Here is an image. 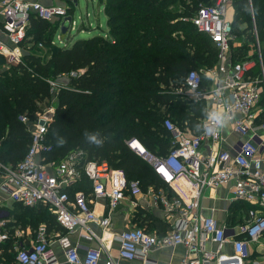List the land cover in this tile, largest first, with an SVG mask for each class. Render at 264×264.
<instances>
[{
  "label": "built area",
  "instance_id": "2783aa9c",
  "mask_svg": "<svg viewBox=\"0 0 264 264\" xmlns=\"http://www.w3.org/2000/svg\"><path fill=\"white\" fill-rule=\"evenodd\" d=\"M233 1L213 0L210 5L198 6L189 20L196 32L207 35L214 44L217 65L209 72L214 81L209 91L201 89V77L193 70L185 74L184 83L187 89L185 98L204 101L213 107L224 104L221 94L225 92L226 102L234 114L232 131L241 138L232 146L233 154L220 149L213 152V146L221 141L220 131L215 135L201 132L192 135L166 118L162 126L171 144L167 155L155 156L134 139L127 142L128 148L174 191L171 197L159 193L151 201L154 207L160 205L166 216H175L178 222L161 238L139 228L120 233L114 240L119 246L118 258L121 260L151 264L148 259L150 252L181 246L185 255L179 264H264V261L256 260L246 262L247 245L256 243L264 234V120L253 124L259 103L264 111V69L258 48L256 62L230 63L228 43L232 35L227 11ZM68 16L67 10L59 6L0 0L3 34L0 56L22 63V43L31 17L51 21ZM253 34L255 38V32ZM255 66L257 73L254 75L252 70ZM69 76L74 78L78 75L72 72ZM49 84L51 91L60 88L54 82ZM42 117L39 115L32 124L31 143L23 159L13 168L0 163V172L4 174L0 190L16 204L27 208L42 206L54 216L58 227L64 231L56 243L66 263L114 264L112 260L103 258L99 249H89L80 257L69 233L84 230L86 235L81 237L97 240L89 226L107 228L109 219L95 214L91 208L92 201L106 200L109 213L124 202L136 208L138 203L134 198L139 193L138 183L128 182L122 170L112 169L106 161L84 160L81 151L69 154L58 163H45L41 152L47 149L43 139L50 122L44 121L41 125ZM19 120L26 122L24 117ZM205 142L206 146L203 145ZM81 177L90 183V194L79 191L70 197L68 188ZM229 184L233 200L245 204L247 210L244 222L230 229L239 237L230 241L232 253L225 255L220 252L228 242L227 230L218 227L213 219L200 216L198 203L205 190ZM11 241L16 264H59L51 253L45 226L38 229L34 240H26L21 234L11 232L7 220L0 219V245ZM207 242L214 244L215 252L205 250Z\"/></svg>",
  "mask_w": 264,
  "mask_h": 264
},
{
  "label": "trees",
  "instance_id": "16d2710c",
  "mask_svg": "<svg viewBox=\"0 0 264 264\" xmlns=\"http://www.w3.org/2000/svg\"><path fill=\"white\" fill-rule=\"evenodd\" d=\"M100 1L107 18L106 38L94 36L61 47L52 43L55 32L50 22L30 18L22 43L23 63L0 72V163L15 167L31 143L32 124L53 110L43 139L47 149L41 152L45 163L81 151L86 161H106L112 169L122 170L128 182L142 187L157 184L158 176L126 142L136 139L149 153L167 155L169 136L162 127L166 115L178 127L199 133L194 125L205 116L202 107L181 100L173 91L195 64L214 62L213 43L189 21L197 5L213 0ZM232 9L229 60L250 61L253 32L257 39L264 38V0H234ZM234 38H241V45H234ZM26 39L32 48L26 47ZM72 72L78 76L70 77ZM62 77L65 85L51 91L49 82ZM94 132L104 141L102 147L88 143L86 134ZM68 193L72 197L76 192ZM38 207L34 216L39 222L49 230H61L54 216Z\"/></svg>",
  "mask_w": 264,
  "mask_h": 264
},
{
  "label": "crops",
  "instance_id": "0c3cea01",
  "mask_svg": "<svg viewBox=\"0 0 264 264\" xmlns=\"http://www.w3.org/2000/svg\"><path fill=\"white\" fill-rule=\"evenodd\" d=\"M24 1L38 2L43 6L63 7L67 10L69 18H71L73 13L72 5L74 3L72 2V0H65V1L64 0H24ZM98 2L103 7L106 31L104 35H96V36H102L106 38L108 34V29L106 24L107 18L104 11V2L100 0H98ZM228 12H230V18L228 20H230V22L232 23V18H233L232 6L228 10ZM1 21L2 19L0 18V39L3 38V34L1 31L2 30ZM61 21L62 20L60 19H53L51 21H47L50 22L52 26H54L53 32H55L54 35L55 37L52 43L54 45L57 44L61 47H66L70 45L72 46V44L77 40L70 41V37H67L66 40L65 38H63V35L66 33L68 34L70 30L75 29L74 28L75 23L73 22V19H71V22L69 23L70 28L66 32L62 33L59 29V23ZM88 28H91L90 25H88ZM98 28H100V24H98ZM26 29L27 31L28 29H30V24L27 26ZM58 30L60 31V35L57 33ZM83 30H87V29L83 27L81 32H83ZM200 35H202L207 40H209L207 35L205 34L204 35L200 34ZM237 39L234 38L235 41L234 45H241L242 40L237 41ZM255 39L257 45L259 44L258 41H260L261 43L264 41V38L262 40L257 39L256 35H255ZM28 40H26V42ZM78 40H85V39H78ZM67 42H71V43L68 45ZM212 46L215 51L213 64L211 66L195 64L194 69H192L193 71L197 72L201 77V89L204 91H209L213 87V83H214L213 78L209 75L210 70H213L217 65L216 49L214 44H212ZM22 53H23V47H22ZM230 56H231V52H230ZM188 71H186V73ZM256 73H257V66H255V68H253L252 70V74L255 75ZM184 77H183L182 86L175 89L173 93L180 96L181 100L191 101L185 98V96L187 95V89L184 83ZM65 81L66 78L62 77L57 79V81H51V82H54L57 86H60L61 88L63 85H65ZM67 81H68V77H67ZM221 97H222V101L225 103L227 100V96L225 92H222ZM191 102L197 103L202 107L203 112L205 114L202 120L207 118L208 110H212L213 108V106L210 104L206 105L204 101H191ZM256 112H258V114L257 117L254 118L253 124H258L264 120L263 105L261 103H259L258 111ZM165 118H170V116L166 115ZM180 129L186 130L189 134L197 135L193 131L189 130L187 127ZM258 134L262 136L261 132H258ZM220 136H221V141L213 146L212 149L213 152L220 149V150H227L229 153L233 154L232 146L241 137L232 131L231 122L228 126L220 130ZM169 142H170V137H169ZM204 144L206 146L207 142L203 143V145ZM202 151L203 153H206L205 148H202ZM59 161L60 160H55L50 163L54 164V163H58ZM7 168H11V167L8 166ZM3 178H4V174L0 172V184L2 183ZM157 178H158L157 184L153 183L150 185H144L143 187L138 184L139 193L134 198L138 203L136 208H132L129 204H127L128 202H124L112 213H109L106 200H93L91 203V208L94 210L95 214L99 216V218L100 217L108 218L109 226L107 228H102L99 225L89 226L90 230L95 234L97 240L96 239L86 240L83 237H81L83 235H86V232L84 230H77L75 232L69 233V238L72 244L76 247L78 255L82 257L84 253L89 249H97V250L99 249L101 251L102 257L112 260L114 264H142L138 260L125 261L118 258L119 246L117 242L114 240V238L124 231H127L129 229H138L141 227L147 233L157 238H161L164 235L168 234L170 232L171 226H173L178 222L175 216H166L160 205H157L155 207L152 205L151 199L154 195H157L159 193H163L168 197L174 195L173 193L174 191L169 186L164 184L159 177ZM132 182H137V181H132ZM89 187H90L89 182L86 181L84 177H81L78 180V182L73 183L68 188V190L70 192L82 191L88 195L90 194ZM230 190H231L230 184L225 187L207 189L200 196L198 203L199 206L198 213L200 216L209 217L213 219L218 227H223L227 230L225 234L228 242L224 244L220 252L225 255H230L232 253L230 241L232 239L239 237L238 235L235 236L234 230H230V229H233L239 224L244 222L246 218V210H247L245 204L233 200L230 194ZM40 208L41 207H37L33 209H25L20 205L12 202L10 198L6 195V193L0 190V219H5L8 221V225L11 229V232L21 234L22 237H24L26 240H34L36 238V233L38 229L41 228L42 226H45L47 239L50 242L51 253L55 255L59 264H68L65 262L64 256L62 254V250L59 248L58 244L56 243L58 236L62 235L64 231L61 228H60L61 230H56V229L49 230L47 229V226L44 223L39 222L38 218L34 216V213L38 210H41ZM231 235L232 237L230 238ZM204 248L207 252H215V246L211 242H207ZM246 250H247L246 262L251 260L264 261V237L263 236L260 237L259 240L254 244L247 245ZM184 255H185V250L181 246H177L173 248L154 250L149 253L148 259L151 262V264H179L181 259L184 257ZM0 264H16L14 259V251L12 249V241L11 243L0 245ZM211 264H215V263L211 262Z\"/></svg>",
  "mask_w": 264,
  "mask_h": 264
},
{
  "label": "rangeland",
  "instance_id": "374dc122",
  "mask_svg": "<svg viewBox=\"0 0 264 264\" xmlns=\"http://www.w3.org/2000/svg\"><path fill=\"white\" fill-rule=\"evenodd\" d=\"M72 2L74 4L73 5L71 4L72 8H73V13H72L71 19H73V22L75 23L74 24L75 29L70 30L68 32V34L67 33L64 34L63 38H65L67 40V37H70V41H74V40L76 41L78 39H88L90 37L92 38L93 36H96V35H104L105 31H106L105 18H104V14H103V7H102V5L99 4L98 0H72ZM66 4H67V2H66ZM201 5H206V4L205 3L199 4V5H197V7L201 6ZM249 16H250V19H252V10L251 9H249ZM229 18H230V12L227 11V19H229ZM98 24H100V28H98ZM88 25H90L91 28H88ZM65 27L69 29L70 28L69 23H66ZM83 27H85L90 32H88L87 30H83V32H81ZM57 33L60 35L59 30ZM239 40H241V39L240 38L237 39V41H239ZM55 42H57V41H55ZM232 42L235 43L234 40ZM258 42H259V44L257 45L255 42V38H254V50L255 51H254V56L251 58L250 61H254V62L257 61V56H256V54H257L256 49L257 48L258 49L260 48L259 50H260V53H261L260 55L262 58V55L264 53V41L262 43L260 41H258ZM70 43L71 42H67L68 45ZM260 43H261V45H260ZM22 47H25V43L22 45ZM26 47L32 48L31 46L28 45V41H27ZM40 48L43 49V51L47 50V49L42 48V47H40ZM22 55H23V53H22ZM43 55H44V53L39 54V56H43ZM21 62H22V57H21ZM14 64H17V63L11 61L9 58H5V57L1 56L0 57V72L9 70L10 67L12 68V66H14ZM263 69H264V66H263ZM139 229H142V227ZM262 236L264 237V235H262Z\"/></svg>",
  "mask_w": 264,
  "mask_h": 264
},
{
  "label": "clouds",
  "instance_id": "9594fccd",
  "mask_svg": "<svg viewBox=\"0 0 264 264\" xmlns=\"http://www.w3.org/2000/svg\"><path fill=\"white\" fill-rule=\"evenodd\" d=\"M251 2V0H250ZM244 10L248 11V5L244 6ZM234 117L233 112L231 111L230 105L225 102L222 105H217L213 107L211 111L208 112L207 118L198 122L194 125V128L197 132H201L205 135H215L221 129L225 128L230 124ZM98 133L86 134V139L89 144L95 145V147H102L104 141L97 138ZM63 140L58 141V146H62Z\"/></svg>",
  "mask_w": 264,
  "mask_h": 264
},
{
  "label": "water",
  "instance_id": "95a60500",
  "mask_svg": "<svg viewBox=\"0 0 264 264\" xmlns=\"http://www.w3.org/2000/svg\"><path fill=\"white\" fill-rule=\"evenodd\" d=\"M70 22H71V18L67 17L59 23V29L62 33L66 32L68 30V28L65 27V24L70 23ZM53 115H54L53 110L48 111L46 114H43L42 121H40V124L42 125L44 123V121L51 122L53 119Z\"/></svg>",
  "mask_w": 264,
  "mask_h": 264
},
{
  "label": "snow or ice",
  "instance_id": "6c2138e0",
  "mask_svg": "<svg viewBox=\"0 0 264 264\" xmlns=\"http://www.w3.org/2000/svg\"><path fill=\"white\" fill-rule=\"evenodd\" d=\"M134 146H136V145H134Z\"/></svg>",
  "mask_w": 264,
  "mask_h": 264
}]
</instances>
